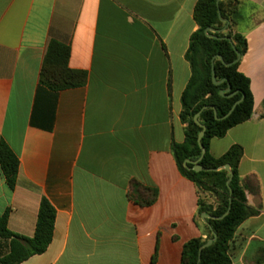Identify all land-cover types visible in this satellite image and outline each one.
<instances>
[{
    "label": "crops",
    "instance_id": "crops-1",
    "mask_svg": "<svg viewBox=\"0 0 264 264\" xmlns=\"http://www.w3.org/2000/svg\"><path fill=\"white\" fill-rule=\"evenodd\" d=\"M196 2L0 0V140L18 159L13 191L0 171V215L31 238L40 200L55 210L46 251L21 264H151L154 254V264H180L184 244L205 237L197 190L171 151L184 139ZM238 9L247 45L238 71L253 111L212 139L209 153L242 149L238 175L257 214L236 229L229 255L252 264L264 245V0H239ZM50 41L69 47L68 68L85 73L83 85L39 84ZM135 186L156 190L151 205L133 200ZM7 253L0 239V258Z\"/></svg>",
    "mask_w": 264,
    "mask_h": 264
},
{
    "label": "trees",
    "instance_id": "trees-1",
    "mask_svg": "<svg viewBox=\"0 0 264 264\" xmlns=\"http://www.w3.org/2000/svg\"><path fill=\"white\" fill-rule=\"evenodd\" d=\"M217 1L197 0L193 9V20L197 29L189 38L185 54L190 68V78L180 98L179 119L184 125V139L181 143L173 142L171 148L179 174L192 182L197 190L195 219L199 218L200 223L201 214L215 218L207 219V225H204L206 230L204 238L199 236L184 244L180 264H231L229 247L236 229L246 219L257 214V210L247 205L244 188L238 175L242 149L239 146H232L219 158H214L209 153L212 139L222 138L229 129L249 120L253 111L249 79L238 71L239 61L247 48L245 37L239 30L241 22L239 0H221L218 3ZM218 11L221 19L227 20V26L225 22L219 20ZM224 28L225 30L221 31ZM206 29L215 30V33L208 34L216 39L208 37L205 34ZM69 55L70 49L67 45L50 41L42 60L39 84L54 92L83 85L85 73L68 68ZM218 56L222 61L217 58ZM212 67L216 81L224 80L219 85H214L211 81ZM228 86L230 90L225 92ZM221 91L224 95L230 96H221L219 94ZM240 99L242 100L227 118L223 120L214 118L213 109L217 118H221ZM196 114H199V124L204 127L200 139L204 154L199 161L201 150L197 137L202 127L194 122ZM262 117L264 118V111ZM196 165L203 169H218L228 165L232 174L231 181L227 186L229 172L225 170L194 171L193 167ZM0 171L7 188L13 191L17 181L18 159L3 140H0ZM132 190L135 194L133 200L142 206L151 205L157 195L155 189L135 186ZM200 192H215L220 200L219 208L213 209L209 204L202 202ZM148 193L149 200L140 198ZM7 217L8 211L0 215V239L8 242V253L0 258V264H21L46 251L52 239L55 221V210L46 198L39 202L31 238L11 233L7 228ZM208 234L209 239H213V236L215 239L201 250L198 259L199 249L207 242ZM155 257L156 254L153 255L151 264H154ZM263 263L264 245L259 248L252 264Z\"/></svg>",
    "mask_w": 264,
    "mask_h": 264
},
{
    "label": "water",
    "instance_id": "water-1",
    "mask_svg": "<svg viewBox=\"0 0 264 264\" xmlns=\"http://www.w3.org/2000/svg\"><path fill=\"white\" fill-rule=\"evenodd\" d=\"M219 1H221V0H218L217 3H218ZM218 18H219L220 21L225 22V23H226V26L228 25L227 20H223V19H221L219 11H218ZM225 28H226V27H225ZM225 28L222 29L221 31H224ZM208 32L215 33V32H216L215 30H213V29H206V30H205V34H206L208 37H211V38L216 39V37H214V36H212V35H209ZM232 48L234 49L233 46H232ZM236 54H237V59H239V58H240V57H239V54H238L237 52H236ZM217 58H218L220 61H222V58H221L220 56H218ZM211 81H212V83H213L214 85H219L221 82H224V80H222V81H216V78H215V75H214V72H213V67H212V69H211ZM229 90H230V87L228 86V88L225 90V92H228ZM219 94H220L221 96H224V97H229V96H230V95H224V92H222V91H221ZM241 100H242V99H240L239 101L235 102V103L232 105V107L230 108V110H229L224 116H222L221 118H217L216 113H215V111H214V109H213V112H214V118H215L216 120H223V119L227 118V117L231 114V112L233 111V109L235 108V106H236ZM198 115H199V114H196V115L194 116V122H195L197 125L201 126V125L199 124V122H198ZM201 127H202V131L198 134V137H197V142H198L199 147H200V150H201V155H200L198 161L201 160V158L203 157V154H204L203 147L200 145V139H201V137L203 136L204 127H203V126H201ZM195 163H197V161L194 162V164H195ZM186 164H187V163H185V165H186ZM193 170H194V171H200V170H204V171L225 170V171L229 172V179H228L227 182H226V185H227V186H228V184H229V182L231 181V178H232V174L230 173V169H229V166H228V165H225V166L219 167L218 169H203L202 167L196 165V166L193 167ZM230 200H231V198H229V201H230ZM227 212H228V211H227ZM227 212H226L225 214H227ZM225 214H224V215H225ZM214 218H215V217L208 216V215H206V214H201V215H200V219H201V221H202L204 224H206V225H207V219H214ZM214 239H215V236H213V239H209L204 245H202V247L199 249L198 259H199V256H200V252H201V250H202L203 248L209 246V245L212 243V241H213Z\"/></svg>",
    "mask_w": 264,
    "mask_h": 264
},
{
    "label": "rangeland",
    "instance_id": "rangeland-1",
    "mask_svg": "<svg viewBox=\"0 0 264 264\" xmlns=\"http://www.w3.org/2000/svg\"><path fill=\"white\" fill-rule=\"evenodd\" d=\"M200 198L201 201L209 204L210 206H212L213 209H217L219 208V197L216 195L215 192H200ZM197 221L199 222V218H197ZM209 240V234L206 236ZM207 240V241H208ZM257 256V254H256ZM256 256L253 258L252 262L255 260Z\"/></svg>",
    "mask_w": 264,
    "mask_h": 264
}]
</instances>
